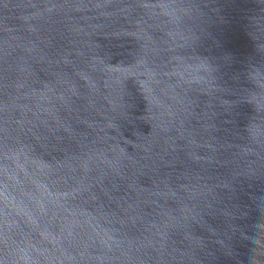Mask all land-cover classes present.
<instances>
[{
    "label": "water",
    "instance_id": "95a60500",
    "mask_svg": "<svg viewBox=\"0 0 264 264\" xmlns=\"http://www.w3.org/2000/svg\"><path fill=\"white\" fill-rule=\"evenodd\" d=\"M0 264H264V0H0Z\"/></svg>",
    "mask_w": 264,
    "mask_h": 264
}]
</instances>
